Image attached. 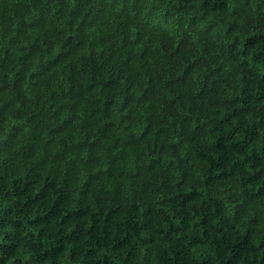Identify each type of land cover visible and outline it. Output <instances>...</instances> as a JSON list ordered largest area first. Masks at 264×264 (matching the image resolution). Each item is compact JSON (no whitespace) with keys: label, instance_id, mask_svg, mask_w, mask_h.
I'll return each instance as SVG.
<instances>
[{"label":"trees","instance_id":"trees-1","mask_svg":"<svg viewBox=\"0 0 264 264\" xmlns=\"http://www.w3.org/2000/svg\"><path fill=\"white\" fill-rule=\"evenodd\" d=\"M0 264H264V0H0Z\"/></svg>","mask_w":264,"mask_h":264}]
</instances>
